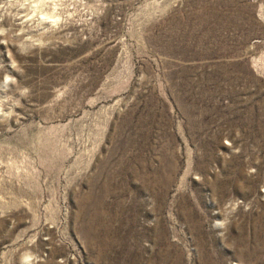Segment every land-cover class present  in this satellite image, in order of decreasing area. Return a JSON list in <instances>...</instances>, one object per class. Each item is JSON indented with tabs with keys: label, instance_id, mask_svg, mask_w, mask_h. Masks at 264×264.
Here are the masks:
<instances>
[{
	"label": "rangeland",
	"instance_id": "obj_1",
	"mask_svg": "<svg viewBox=\"0 0 264 264\" xmlns=\"http://www.w3.org/2000/svg\"><path fill=\"white\" fill-rule=\"evenodd\" d=\"M0 264H264V0H0Z\"/></svg>",
	"mask_w": 264,
	"mask_h": 264
}]
</instances>
